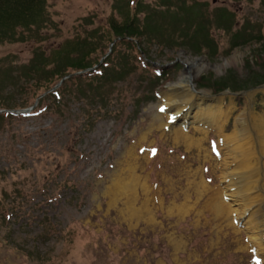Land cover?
I'll use <instances>...</instances> for the list:
<instances>
[{
  "label": "rangeland",
  "instance_id": "374dc122",
  "mask_svg": "<svg viewBox=\"0 0 264 264\" xmlns=\"http://www.w3.org/2000/svg\"><path fill=\"white\" fill-rule=\"evenodd\" d=\"M118 1L49 0L58 31L46 45L106 28ZM213 1L188 4L211 18L234 15L228 28L211 26L216 57L153 47L147 76L161 70L170 79L155 100L141 67L115 87L114 115L98 114L88 132L76 103L65 118L15 113L0 126V264H264V85L222 95L196 84L244 79L246 60L257 70L260 44L230 51L226 30L264 37V0ZM34 46L0 45V60L26 65ZM182 80L206 100L170 119L164 99ZM1 95L6 105L10 96ZM12 98L14 107L36 101ZM138 99L145 103L134 119ZM243 116L246 133L237 130ZM42 222L51 227L47 237Z\"/></svg>",
  "mask_w": 264,
  "mask_h": 264
},
{
  "label": "trees",
  "instance_id": "16d2710c",
  "mask_svg": "<svg viewBox=\"0 0 264 264\" xmlns=\"http://www.w3.org/2000/svg\"><path fill=\"white\" fill-rule=\"evenodd\" d=\"M189 0H157L155 5H146L143 0H120L112 7L106 21V28H91L72 39H66L56 46H47L52 32L58 31L50 12L49 0H0V45L33 43L32 59L26 65H17L11 56L0 60V97L9 95L7 104L0 100V126L7 120L17 117L27 118L22 111L34 106L37 99L44 96L31 113L52 110L58 119L65 118L68 105L82 106V115L87 117L84 129L88 132L95 125L97 115L104 112L113 116L110 109L115 87L125 83L138 73L147 76L152 67L151 50L158 47L164 50H185L194 57L217 55V45L212 39L215 25L218 28L234 25V15L212 17L197 4ZM214 16V15H213ZM87 26L93 22L86 20ZM231 35L230 51L258 42L261 48L255 53L253 70L246 60L248 75L240 79L229 74L221 80L203 77L196 81L200 88L221 94L226 91L241 93L264 85V37L248 36L247 31L226 30ZM116 40V43H114ZM113 45V46H112ZM108 50L107 53H105ZM143 56V57H142ZM101 60H104L100 65ZM99 66L96 70H92ZM175 66L172 72L180 69ZM90 70V71H89ZM87 72L78 77L73 74ZM166 71L156 70L153 77L144 79L152 100L160 83L170 81ZM68 78L67 80H64ZM61 82V87L51 92ZM32 95L36 100L32 105L14 107L12 96ZM151 100V101H152ZM4 103V102H3ZM142 100L134 102V119L141 111ZM4 105V106H2ZM13 112V113H7ZM30 113V114H31ZM21 115V116H20ZM41 237L50 234L51 227L42 222Z\"/></svg>",
  "mask_w": 264,
  "mask_h": 264
},
{
  "label": "bare ground",
  "instance_id": "6f19581e",
  "mask_svg": "<svg viewBox=\"0 0 264 264\" xmlns=\"http://www.w3.org/2000/svg\"><path fill=\"white\" fill-rule=\"evenodd\" d=\"M190 87L191 84L188 81L182 80L177 83L174 88H171V92L165 97V106L170 107L172 105L170 107V113L173 114L170 115V119H175L178 115H180V113L194 105L196 108L204 106V104L200 102H203L206 99L204 97H198L197 93L195 95L194 91H192ZM155 120L157 123H161V120L158 117H156ZM246 121L247 120L244 119V116L237 120V123L240 124L237 130H241L239 132L246 133Z\"/></svg>",
  "mask_w": 264,
  "mask_h": 264
},
{
  "label": "water",
  "instance_id": "95a60500",
  "mask_svg": "<svg viewBox=\"0 0 264 264\" xmlns=\"http://www.w3.org/2000/svg\"><path fill=\"white\" fill-rule=\"evenodd\" d=\"M117 41H119V40H116L114 43H116ZM112 46H113V45H112ZM103 61H104V60H102V61L100 62V65L103 63ZM98 67H99V66L95 67V68L92 69V70H96ZM89 71H90V70H89ZM89 71H86V72H83V73L73 74L71 77L82 76V75L86 74V73L89 72ZM67 79H68V78H65L64 80H67ZM62 84H63V82H61L58 86H56L51 92H53V91H55L56 89H58L59 87H61ZM192 87H193V85H192ZM224 94H227V93H226V92L222 93V95H224ZM44 96H46V95H43V96H41L40 98H38L37 101H36V103L34 104V106H33L32 108H30V109H28V110H24V111H22V113H23V114H30L33 110L36 109V107L38 106L39 101H40ZM1 113H5V112H0V114H1ZM10 113H11V112H10ZM17 114H20V113L17 112Z\"/></svg>",
  "mask_w": 264,
  "mask_h": 264
},
{
  "label": "flooded vegetation",
  "instance_id": "af4514ba",
  "mask_svg": "<svg viewBox=\"0 0 264 264\" xmlns=\"http://www.w3.org/2000/svg\"><path fill=\"white\" fill-rule=\"evenodd\" d=\"M213 4H214V5H218V0H214V1H213ZM221 5H222V7H224V6H225V3H222ZM222 11H223V10H222ZM223 12H224V11H223ZM235 24H236V23H235ZM232 27H233V26H232ZM225 28H227V27L225 26Z\"/></svg>",
  "mask_w": 264,
  "mask_h": 264
}]
</instances>
